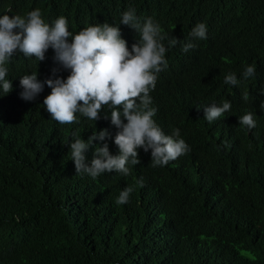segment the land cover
I'll return each instance as SVG.
<instances>
[{"label":"trees","instance_id":"16d2710c","mask_svg":"<svg viewBox=\"0 0 264 264\" xmlns=\"http://www.w3.org/2000/svg\"><path fill=\"white\" fill-rule=\"evenodd\" d=\"M31 7L66 14L73 34L124 8L141 23L157 17L169 39L191 35L198 23L208 31L187 52L188 43L172 47L157 84L163 95L186 98L175 122L189 151L165 169L131 165L123 187L113 173L77 174L70 156L73 138L87 141L83 136L103 123L115 136L108 106L97 121L77 113L76 122L60 124L43 105L47 84L32 101L20 96V78L42 61L11 59L5 67L12 91L0 89V264H264V0H0V16H25ZM233 18L235 35L227 39ZM229 56L234 63L224 70L236 74V86L224 83L216 61ZM253 64L254 76L245 79ZM51 66L63 73L59 62ZM224 101L232 113L204 119V107ZM248 113L256 123L251 130L239 124ZM104 143L113 154L111 140H96L86 163ZM127 184L134 190L117 205Z\"/></svg>","mask_w":264,"mask_h":264},{"label":"clouds","instance_id":"9594fccd","mask_svg":"<svg viewBox=\"0 0 264 264\" xmlns=\"http://www.w3.org/2000/svg\"><path fill=\"white\" fill-rule=\"evenodd\" d=\"M23 15L0 16V89L3 93L8 94L13 87L6 79L8 69L5 67L11 59L35 57L42 61L36 66L39 71H31L20 78L23 100H34L47 84L51 92L43 105L51 119L60 124H72L79 113L97 121L102 108L108 106L111 123L118 129L113 136L111 125L103 123L83 136L87 141L78 135L73 138L70 156L77 174L86 173L95 179L103 173H113L123 177L120 182L123 187L131 176V165L137 166L143 161L151 167L165 169L170 161L189 151L186 144L189 141L175 122L185 108L186 98L183 94L163 95L157 84L167 69L172 47L180 48L188 43L183 45V51L187 52L195 46V38H207L208 29L204 23L196 24L191 35L169 39L157 17L141 23L132 8H124L113 20L92 22L76 34L66 14L61 16L62 13L53 14L49 9L40 11L31 7ZM235 31L233 18L227 39L233 37ZM230 47L226 46L225 50ZM49 48L55 55L45 56ZM231 56L216 61L221 63L224 83L236 86L239 83L236 74L224 70L234 63ZM53 61L59 62L63 73L57 74L60 69H53ZM255 71L254 64L246 66L243 77H252ZM41 73H52L53 78L40 82L37 77ZM242 98L248 100L247 91ZM260 108L264 110V101ZM197 109L201 114V109ZM203 109L204 119L210 123L224 113H232L229 101L219 105L212 103ZM239 124L249 130L256 127L252 113L240 116ZM106 138L113 142V154L104 143L102 147L96 146L93 159L90 164L86 163L85 154L93 142ZM140 148L143 153H138ZM139 180L141 182V178ZM134 187L127 184L115 203L126 204Z\"/></svg>","mask_w":264,"mask_h":264}]
</instances>
